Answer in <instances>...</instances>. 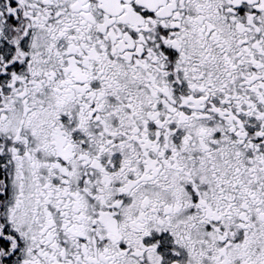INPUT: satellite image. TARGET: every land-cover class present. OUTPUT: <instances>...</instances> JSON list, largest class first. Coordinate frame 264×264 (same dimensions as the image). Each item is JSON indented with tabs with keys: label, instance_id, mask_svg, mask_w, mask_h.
I'll return each mask as SVG.
<instances>
[{
	"label": "snow or ice",
	"instance_id": "1",
	"mask_svg": "<svg viewBox=\"0 0 264 264\" xmlns=\"http://www.w3.org/2000/svg\"><path fill=\"white\" fill-rule=\"evenodd\" d=\"M0 264H264V0H0Z\"/></svg>",
	"mask_w": 264,
	"mask_h": 264
}]
</instances>
